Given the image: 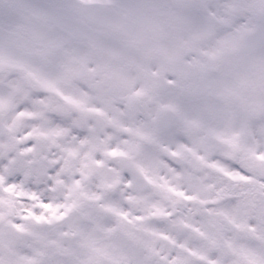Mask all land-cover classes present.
Wrapping results in <instances>:
<instances>
[{"label": "snow or ice", "instance_id": "snow-or-ice-1", "mask_svg": "<svg viewBox=\"0 0 264 264\" xmlns=\"http://www.w3.org/2000/svg\"><path fill=\"white\" fill-rule=\"evenodd\" d=\"M0 264H264V0H0Z\"/></svg>", "mask_w": 264, "mask_h": 264}]
</instances>
